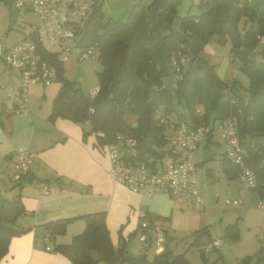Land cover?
<instances>
[{
	"label": "trees",
	"instance_id": "16d2710c",
	"mask_svg": "<svg viewBox=\"0 0 264 264\" xmlns=\"http://www.w3.org/2000/svg\"><path fill=\"white\" fill-rule=\"evenodd\" d=\"M0 1L10 4L11 0ZM162 1V5L151 13L152 3L145 5L137 0L130 6L126 20L108 18L104 22L101 3L96 4L84 23L76 24L78 44L88 46L97 43L99 47L98 59L102 69L98 71L99 85L93 98L77 82L64 75L63 60L58 58L57 53L41 51L54 65L56 81L60 82L48 119L52 121L63 117L74 123H87L82 139L86 140L93 134L94 145L101 151L102 146L117 132L144 138V145L137 153L136 160L149 164L152 158L173 154L170 137L165 134L168 126L172 127L173 132L180 122L193 128L234 116L241 143L245 147L244 163L253 170L257 180H261L252 189L263 197L264 57L262 49L257 50L256 45L264 37V0H200L202 11L198 15L188 13L181 16L178 30L173 29L172 23L177 16L180 0ZM212 35H217L219 41L226 35L231 36L230 52L240 61V68L249 79L247 99L238 95L235 81H222L216 75L215 65L206 62V69L194 66V61L199 59L198 52ZM125 44L126 69L120 72L118 57ZM177 54L189 58L188 65L183 66L177 85L168 88L163 85L162 77L167 72L171 57ZM218 87L221 89L219 94ZM175 99L182 104L186 115L173 120L170 115L175 110ZM126 116L135 117L134 124H130ZM159 116L163 122H160ZM221 162L222 170L229 178L239 177L240 168L224 153ZM34 178L30 171L21 173L17 179H13L12 188L20 187L23 182ZM19 197L17 194L8 200L0 194V260L7 253L11 238L28 230L23 227L16 229L11 225L24 213ZM148 216L150 222L155 221V217ZM80 218L85 222L84 229L72 236L70 242L54 243L51 248L65 256L71 264H190L184 252L174 254L166 242L164 250L155 253L151 259L145 254H129L125 247L126 240L121 235L122 246L115 247L109 236L104 211L86 213ZM70 220L47 222L41 225L43 233L48 235L49 240H54L65 233ZM137 233L135 229L130 236ZM164 233L167 236L166 229ZM187 237L190 238V246L200 247V255L207 264L201 246L213 240L208 228L194 230L182 239ZM224 237L230 240L239 237L237 222L224 227ZM150 246L149 242L145 248L148 250ZM221 257L219 254L218 258ZM236 264H264V245L254 254L239 258Z\"/></svg>",
	"mask_w": 264,
	"mask_h": 264
},
{
	"label": "crops",
	"instance_id": "0c3cea01",
	"mask_svg": "<svg viewBox=\"0 0 264 264\" xmlns=\"http://www.w3.org/2000/svg\"><path fill=\"white\" fill-rule=\"evenodd\" d=\"M135 1L137 0H101V10L111 14L109 18L120 19L127 9L129 11ZM141 1L145 5L154 2V0ZM189 1L193 5L196 4L200 12L202 11L199 6L200 0ZM187 12L189 13V7ZM113 13L119 15L116 14V17H112ZM27 14H29V19L26 23L29 30L24 32V37L30 33V25L39 20L38 15L28 8L21 14V18ZM32 14L35 15L34 18L31 16ZM19 16L20 14H17L16 20ZM10 29L9 26L7 30ZM24 37L18 38L9 45H3L0 39V58L7 47ZM74 61L76 60L74 59ZM6 68L8 69L7 66ZM66 72L64 75L69 80L78 81L76 77H70ZM19 81L20 77L17 71L0 68V194H2V189L5 188L7 181L13 182V179H16L14 162L19 149H26L33 153L29 171L35 178L23 182L17 189L24 213L20 214L16 220L21 224L19 227L28 228V230L11 238L7 253L1 258L0 264H71L65 256L52 251L51 248L54 243L70 242L72 236L80 233L85 227L84 220L80 218L81 215L96 211L105 212L106 226L115 247L121 242L120 235L126 240V235L129 236L135 230L139 209L145 210L153 218L158 217L159 219L154 218V220L160 225L168 223V229H173L175 232L185 233L194 227H196L195 230L200 229L196 226L197 224L193 226L191 221L194 218V213L189 209H182V204L173 201L169 196L155 194L151 197H143L113 180L109 174V159L104 150L101 151L94 145L95 137L91 141L88 138L83 140L84 129L80 124L69 119L63 117H57L52 121L48 119L52 102L45 101L43 110L40 105L38 108L36 105H31L32 108L27 112L14 113L12 101L4 87H16ZM36 84L29 86L27 102H32L34 98L40 100L44 97L45 92L36 87ZM218 144V140L214 135H211L202 149L211 151L212 146ZM205 150L199 152L202 160L206 158ZM211 158L212 156L209 157V159ZM205 175L206 178L212 175L210 168L205 169ZM46 179H48L46 181L48 190L43 193L40 190L39 182ZM14 193H10V196L7 197H15L17 194ZM263 197L259 196V198ZM215 200L217 201L218 197ZM241 204L237 207H240ZM203 209L204 201L203 207L199 210ZM237 218L239 222L240 217ZM60 219H71L66 225L65 233L57 236L54 240L43 241L40 237L43 234L41 225ZM212 239L218 238L212 237ZM219 240H221L220 244L213 249L218 253L217 258L220 254L219 247L232 245L231 241H225L224 228L223 238ZM240 240L242 237L232 242ZM247 241L249 242L248 246L251 245L249 248L251 250L248 253H253V251L255 253L263 245L264 236L254 237L251 235ZM127 243L126 240V249ZM46 246L49 249H46Z\"/></svg>",
	"mask_w": 264,
	"mask_h": 264
},
{
	"label": "built area",
	"instance_id": "2783aa9c",
	"mask_svg": "<svg viewBox=\"0 0 264 264\" xmlns=\"http://www.w3.org/2000/svg\"><path fill=\"white\" fill-rule=\"evenodd\" d=\"M97 2L98 0L10 1L17 14H23L28 8L39 17L37 23L30 25V33L7 47L2 53L8 69L16 70L20 77L16 87H4L12 101L14 113L28 111L30 85L36 83L49 85L56 81V69L41 51L55 52L61 60L71 57L77 63L87 58H99L97 43L80 46L79 35L75 28L77 23L92 12ZM32 35L35 41L31 38ZM186 59L184 54L173 55L170 59L172 87H175L181 78ZM97 90L89 92L91 98L95 96ZM160 122H163L162 117ZM215 134L223 142L226 158L240 168V180L250 188H255L258 180L253 170L244 163L245 147L241 143L234 116L213 123H202L193 128H189L185 122H180L170 136L173 154L152 158L149 164L136 160V155L140 151L137 148L139 138L126 132H117L105 143L103 149L110 163L109 174L113 180L143 197L165 194L177 203L199 210L203 207V199L198 191L197 166L193 160V152L196 148L203 147L208 137ZM33 156V153L26 149L17 151L14 162L16 179L21 173L29 171ZM39 186L41 192H47L46 182L40 181ZM225 204L237 207L241 204V200L230 199L226 200ZM148 215L145 210H138L135 229L138 231L137 235L143 248L147 247L149 242H154L157 254L164 250L166 236L161 225L156 221L150 222ZM40 237L43 241L49 240L47 234L43 233ZM220 242L219 239L212 240L202 245L201 250L207 254ZM46 249L49 247L46 246Z\"/></svg>",
	"mask_w": 264,
	"mask_h": 264
},
{
	"label": "rangeland",
	"instance_id": "374dc122",
	"mask_svg": "<svg viewBox=\"0 0 264 264\" xmlns=\"http://www.w3.org/2000/svg\"><path fill=\"white\" fill-rule=\"evenodd\" d=\"M188 7L189 14L200 13V9H198L196 4L193 5L189 0H180L179 5L177 6V16L172 23L173 29L178 30L180 17L188 14ZM11 11L12 8L9 3L0 1V39L2 40L1 42L3 45H9L15 42L18 38L24 37V32H28L29 30L26 23L29 19V14L26 16L24 15L23 18H21L20 15L15 22H11ZM116 14L117 13H113L112 17L119 15ZM127 14L128 9L120 17V20H126ZM31 16L33 18L35 17L34 14ZM88 16L89 14L86 15L82 21L79 20L80 23H84ZM102 16V20L104 22L111 16V14H107V12L105 13L102 11ZM9 26L11 29L8 31L7 29ZM231 45L232 39L230 35H226L222 41L218 40L217 35H212L203 45L202 49L198 52V56L199 59L207 62L208 64L215 65L214 71L222 81H235V84L238 88V95H240L243 99H247L249 94V79L246 73L241 70L240 61L231 54ZM262 48H264V37H262L256 45L257 50H261ZM257 58L260 59L261 56H257ZM62 60L64 73L67 71L66 73H68L70 77H76L78 79L76 82L80 85L85 93H89L95 89H98V71L102 69L99 59L87 58L79 63L74 61V59L71 57L63 58ZM188 60L189 58L186 59L185 67L188 65ZM0 68L8 70L2 58H0ZM11 71L16 72V70ZM171 74L172 66L170 63H168L167 72L162 77L163 85L168 88L172 87ZM36 87L43 89L45 92L44 97L40 100L37 98L32 99V102H28V109L32 108L31 105H36L37 108L40 105L42 107L41 109L43 110L45 109V101L52 102L50 100L58 91L60 82L53 81L46 86L42 84H36ZM174 107L175 110L170 115L171 119L176 120L177 116L186 115L185 109L177 99L174 101ZM126 120L130 124H134L135 117L126 116ZM165 134L167 137H170L172 134V127L168 126L165 128ZM94 137L95 136L93 134H90L87 138L91 141ZM214 137L218 140L219 144L216 146L213 145L211 151L202 149V147H198L193 152L194 161L197 164L198 171V191L203 198L204 209L193 210L182 205L181 208L189 209L194 213V218L191 219L193 226L197 224L196 226H198V228L207 227L210 231V234L214 238H223L224 226L228 223L237 222L239 237H242V240L239 242H232L234 240L224 237L225 241H231L230 244L232 245H222L219 247V252L220 254L222 253V257L218 258L216 261L215 259L217 258L218 254L216 251L212 250L205 255L207 264L212 263L213 261H215L214 264H236L237 260L241 258V256L243 257L246 254L252 255L254 253V251L253 253H248L251 250L249 249L251 245L248 246L249 242L247 241V238L251 235L254 237L264 236V208H262L264 206V197L259 198L257 191L250 188L244 181H241L239 177L229 178L222 170L221 158L224 151V145L217 134H215ZM102 148L104 149V146H102ZM200 150H202V152L203 150L206 151V158H204V160L200 158ZM210 156H212L211 159H209ZM206 168H210L212 173V175L208 178H206L205 175ZM13 184L14 182L7 181L5 188L2 189L1 196L8 200L13 199V196L10 198L7 197L10 196V193L12 194L15 192L14 194H17L18 186L12 188ZM216 197H218L217 201L215 200ZM230 199H241V206L232 207L226 205L225 201ZM237 217H240L239 222ZM11 225L18 229L20 228L19 225L21 224L19 221L17 222V220H15L11 223ZM163 225L164 224L162 223L161 227L168 230L166 243L168 244L169 248L173 249L174 254L184 252L185 258L190 264H204L200 255V247L190 246V238L182 239V237L185 236L184 234L191 233L196 227L183 233L179 231L175 232L173 229H168V223L164 226ZM239 237L237 239H239ZM125 238L128 241L127 251L129 254L133 256L145 254L148 259H151L155 254L156 248L154 242L151 243V248L147 250L146 248H142L141 241L139 240V236L137 234L133 236L126 235ZM237 239H235V241ZM262 244L264 245V241ZM94 255L96 256L97 254L94 253Z\"/></svg>",
	"mask_w": 264,
	"mask_h": 264
},
{
	"label": "water",
	"instance_id": "95a60500",
	"mask_svg": "<svg viewBox=\"0 0 264 264\" xmlns=\"http://www.w3.org/2000/svg\"><path fill=\"white\" fill-rule=\"evenodd\" d=\"M101 0H98L97 4H100ZM162 0H156L152 3L151 5V8H150V11L151 13H153L159 6L162 5ZM16 17H17V11L15 9L12 10V13H11V21L12 22H15L16 21ZM31 38L33 39V41H35L34 39V36L32 35ZM126 49H127V45H123V47L120 49V52H119V57H118V70L120 72H124L125 69H126V62H125V58H126ZM262 56L264 57V48H262ZM194 66L195 67H199V68H202V69H206L207 66H206V62L201 60V59H196L194 61ZM220 87H218V94L220 93ZM72 96V95H71ZM81 127L83 129H86L87 128V125L86 123H82L81 124ZM144 142H145V139L144 138H139L138 139V143H137V148L138 150H141V148L143 147L144 145ZM150 157H147V159H149ZM261 183V180H258V184ZM119 246L121 247L122 246V242L119 243ZM96 264H106L104 262H98Z\"/></svg>",
	"mask_w": 264,
	"mask_h": 264
}]
</instances>
